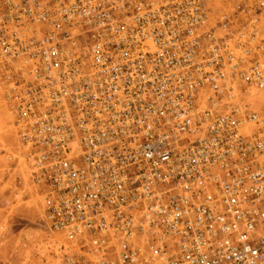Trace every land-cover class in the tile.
<instances>
[{"label": "built area", "instance_id": "built-area-1", "mask_svg": "<svg viewBox=\"0 0 264 264\" xmlns=\"http://www.w3.org/2000/svg\"><path fill=\"white\" fill-rule=\"evenodd\" d=\"M0 104L57 264H264V0H0Z\"/></svg>", "mask_w": 264, "mask_h": 264}, {"label": "rangeland", "instance_id": "rangeland-1", "mask_svg": "<svg viewBox=\"0 0 264 264\" xmlns=\"http://www.w3.org/2000/svg\"><path fill=\"white\" fill-rule=\"evenodd\" d=\"M16 151L9 116L0 104V264H57L61 237L41 224L38 199L23 180L22 160L7 157Z\"/></svg>", "mask_w": 264, "mask_h": 264}]
</instances>
